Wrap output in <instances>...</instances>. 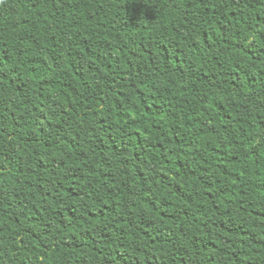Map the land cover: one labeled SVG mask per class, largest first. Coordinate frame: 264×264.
I'll return each mask as SVG.
<instances>
[{"label":"trees","instance_id":"obj_1","mask_svg":"<svg viewBox=\"0 0 264 264\" xmlns=\"http://www.w3.org/2000/svg\"><path fill=\"white\" fill-rule=\"evenodd\" d=\"M0 264H264V0H0Z\"/></svg>","mask_w":264,"mask_h":264}]
</instances>
